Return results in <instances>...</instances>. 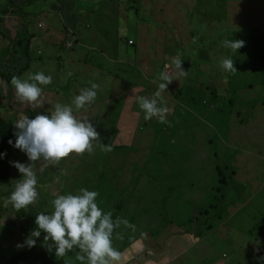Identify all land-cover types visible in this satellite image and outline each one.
Wrapping results in <instances>:
<instances>
[{
  "label": "rangeland",
  "instance_id": "1",
  "mask_svg": "<svg viewBox=\"0 0 264 264\" xmlns=\"http://www.w3.org/2000/svg\"><path fill=\"white\" fill-rule=\"evenodd\" d=\"M9 1L0 0V7H8ZM21 2L23 0L17 3L21 5ZM55 4L70 11L72 8L67 6L86 7L92 17L86 15L88 23L84 26L89 28L86 31L94 33V38H90L91 41L87 38L77 45L72 57L68 54L65 58L66 53L57 52L55 73L59 74H54L53 82L49 84L51 88L42 86V108L33 109L21 103L16 94H11L15 90L12 84L8 87V98L1 94L0 105L8 111L9 122L15 123L22 115L31 119L37 114L51 112L47 101H52L53 94L64 97L70 104L82 88L90 87L89 81H92L99 85L97 98L77 115L90 120L100 134V141L94 142L91 154L73 153L58 165L38 171L39 197L36 203L26 208L16 210L11 204L5 207L4 202L16 183L10 185L8 181L0 188L1 255L8 252L3 248L8 242L13 243L9 256L19 251L18 244H24L22 248L27 247L25 237L37 228L36 215L53 210L54 194H76L83 187L99 193L97 202L105 211L115 206V202H121L122 208L120 206L116 217L135 225V230L121 225L114 232L113 246L123 254L121 264H264V107L257 108L253 118V122L258 119L257 124L249 125L245 134L248 140L240 143L239 126L234 117L230 121L232 126L227 123L221 125L219 118L209 117L208 111L214 109L209 101H202L206 109L192 111L186 107L188 103L184 106L172 97L182 92V86H190L202 98L212 88L226 93L229 81L225 78L230 77L232 84L240 85L231 86L232 96L237 92V97L245 102H261L264 86L259 81L254 85V77L241 73L252 68L259 54H252L250 50L244 53L245 61H234L235 74L226 73L220 64L231 54V50L222 44L228 40L227 35H221L224 30H237L241 35L251 33L250 36L257 37V40L249 46L262 52L264 0H35L22 12L28 18L24 21L27 25L24 39L31 38L27 55L29 62H41L42 65L35 68V64H31L25 76H22L21 70L18 77L22 79L34 70L51 66L50 49L54 48L56 52L65 44L64 33L60 35L51 30L40 35L37 29L40 23L37 15ZM11 6L15 8L11 4L9 9ZM79 15L65 12L62 17L65 21H69L70 17L78 21ZM97 15H102L101 19L94 18ZM20 21L19 17L9 19V39L13 37L15 28L22 25ZM115 33L127 48L136 44L137 50L128 48L127 52H123L119 49L118 56L109 55L108 44H114ZM106 37L112 40H107L108 44L104 40ZM80 38L85 39V35ZM248 40L252 41L251 38ZM129 42L131 46H128ZM9 44L8 41L1 45L2 48L7 47L0 52L2 57L8 55ZM38 52L41 56L37 55ZM177 55L183 60L182 67L188 75L180 81L174 80L164 92L170 112L168 122L161 128L166 131L170 127V133L164 134L176 147L165 158L154 160L152 157L160 150L161 144L156 137L151 140L159 120L144 119L145 113L134 101L133 94L127 89L131 86L127 83L136 82V78L141 77L137 88L144 89L149 85L145 83L150 82L153 95L160 82L159 72L170 63V57ZM120 60L123 61L120 64L128 65L131 70L118 73L113 66ZM257 65L258 62L254 63V66ZM15 66L16 62L11 64V73ZM59 66L63 69L61 73ZM128 71L129 74L125 75ZM68 76H71V82L67 81ZM249 83H253L254 87H250ZM3 89L6 92V88ZM177 106L183 117L182 110L186 109L192 118L177 120L173 113ZM259 118L262 123H258ZM224 130L229 132L228 137L225 133L221 134ZM216 135L218 141L214 138ZM99 143L111 145L112 150H101ZM155 147L156 151L153 150ZM185 152L189 155L182 163ZM9 161L30 163L26 153L15 147L10 152ZM217 161L229 166L226 172L228 177L231 176L229 195L223 191L222 185L221 191H217L221 179L215 169ZM42 164V160L37 161V169ZM17 172L22 175L14 167L12 176ZM187 175L191 179L194 175V181H184ZM220 196L225 203H219ZM212 206L217 209L199 218L198 223H187ZM20 227L25 230L23 235ZM116 233L123 238H116ZM44 235L46 233L41 231L39 238L33 237L36 244H44ZM78 252L79 249H75L68 255L69 264H80L75 258ZM48 253L54 261L62 259L56 257L54 249Z\"/></svg>",
  "mask_w": 264,
  "mask_h": 264
},
{
  "label": "clouds",
  "instance_id": "2",
  "mask_svg": "<svg viewBox=\"0 0 264 264\" xmlns=\"http://www.w3.org/2000/svg\"><path fill=\"white\" fill-rule=\"evenodd\" d=\"M66 48L69 50L70 47ZM71 44V43H70ZM225 48L238 51L245 46L246 42L240 39L224 40ZM170 63L159 72L160 81L157 90L151 97L138 96L136 102L145 113L144 119L157 118L161 123H166L170 108L166 106L163 93L167 91L168 85L174 80L180 81L187 77L188 72L182 67L183 60L174 56L169 58ZM220 67L229 73L235 74L237 69L234 61L228 57L221 61ZM53 82L51 75L37 72L27 78L13 76L11 84L15 88L16 97L21 103L36 108H42L44 89ZM156 83V81H153ZM90 87L82 88L70 104L55 103L48 114H37L34 118L22 115L14 123L17 131L15 148L26 153L30 163L10 162L22 174L4 204H11L14 209L20 210L36 203L39 192L37 191V172L43 171L44 167L56 166L61 160L75 153L83 155L85 152L91 154L94 151V142L100 141V134L87 118L77 115L81 109L93 103L97 98L99 85L89 81ZM10 145L13 144L9 140ZM101 150L110 152L111 145L99 143ZM5 154L0 153V156ZM43 161L39 169L37 161ZM52 201L53 210L39 212L36 215L37 226L25 244L31 248L35 246L41 231L46 233L42 246L49 252L55 250L56 257H64L73 249H79L76 260L80 264H121L123 254L113 246L114 232L121 225L135 230V225L127 219L116 217L113 219L112 211H105L97 202L99 193L87 188H80L78 193L54 194ZM116 238L122 239V235L116 233ZM51 242V243H49ZM23 245L18 244L17 248Z\"/></svg>",
  "mask_w": 264,
  "mask_h": 264
},
{
  "label": "trees",
  "instance_id": "3",
  "mask_svg": "<svg viewBox=\"0 0 264 264\" xmlns=\"http://www.w3.org/2000/svg\"><path fill=\"white\" fill-rule=\"evenodd\" d=\"M13 1L19 2V0H11L10 1V5L14 4L15 8H13L11 6V8L9 9V7H0L2 9L1 13H0V18L2 16H11V17H19L20 18V22L22 25H20L19 27H17L14 31V35L11 39H7V36L4 35H0V52L5 51V49L7 48H2L1 45H5L6 42L9 41V45H10V51L12 52H8L7 56H1L2 58L0 59V83L1 82H6L7 86L10 87L11 84V79L13 76H19L20 73L22 72L21 70L27 71V65H28V50H29V46H30V37H27L26 39H24L25 36V32H26V28L27 25L24 23L25 20H27V15H22V12L24 10V8L28 7L29 5L33 4L35 2V0H23V2H21L20 6H16V3H13ZM78 7V6H77ZM76 5H74L72 8V12L73 13H78L80 14L78 17V23L81 25H86L88 23L87 16H91L88 14V12L85 10L86 7L82 6V7H78L77 8ZM80 8V9H79ZM58 6L55 4V6H50L49 10L41 12L39 15L37 16H41L43 13L46 14H50V13H54L52 11H58ZM80 12V13H79ZM84 15L86 16L84 19ZM92 17V16H91ZM102 15H97L94 18L97 19H101ZM48 24V23H46ZM240 31L237 30H233V31H226L224 30L221 35H227L228 40H233V39H240V40H244L246 42L245 46L242 47L241 49H239L236 52H233L231 50V54L229 55V57L235 61V63H240V61H245L246 56H244V53L250 50L252 51V54H259V58L254 62L256 64V62H258L257 66H254V63L251 65L252 68L250 70H244L243 72H241L244 75H248V76H252L254 77V79H256V81L254 82L257 83V81L260 82L261 85L264 86V49H262V52H258V48H253L251 46H249V44H255V41L257 40V37H251L250 34L251 33H242L244 35H241L239 33ZM249 34V35H248ZM254 34V33H252ZM117 37V34L115 33V39ZM247 37V38H246ZM251 38L252 41H249L248 39ZM73 38L70 34H66L65 35V43H71L70 46L73 43ZM105 43L108 44V41H112L110 40L108 37H106ZM3 41V42H1ZM101 42V40H100ZM122 42L116 41L114 42V44H108L109 46V55L110 54H114L115 55H119V49L122 50L123 52H127L128 48H132V47H126V44H124L123 46L121 45ZM132 44V43H131ZM128 45V46H131ZM259 44V42H258ZM248 45V47H247ZM264 45V44H263ZM16 47V49H14ZM133 50H137V45L135 44L134 47L132 48ZM5 53V52H4ZM248 53V52H247ZM249 53V55H252ZM111 55V56H112ZM248 55L247 58H249L250 56ZM113 56V57H114ZM244 56V57H243ZM253 56H251V58H253ZM256 57V56H255ZM115 60V59H114ZM16 62V66L13 69L12 73L10 72L9 69V74H6L7 71V64L11 65L12 63ZM123 62V61H122ZM121 60L119 61V63H114V68H117L118 73H123L127 70H131L130 67L126 64H120L122 63ZM3 64V65H2ZM261 65V66H260ZM263 67L260 72H259V68ZM10 68V66H9ZM126 73L125 75L129 74ZM227 73V72H226ZM141 75V74H140ZM228 79L227 81L229 86L225 92H220L218 90H214V88L212 89H208L206 91V96L204 98L201 97V94H199L198 91H193L190 86H182L181 89V93H178L177 95H172V97H174L175 101L178 102L179 104L183 103L185 104L184 106H186V103H188L189 105L186 107H189L190 109H192V111H197L200 109H206L202 104L204 102L202 101H209L210 103H212L213 108L212 110L208 111V115L210 118L213 119H217L219 118L220 120L219 123H221V125H224L225 123L229 124L230 126H232V124L230 123V121L233 119V117L235 118V122H237L239 129H238V134H239V142L240 143H244L245 141L248 140L247 136H245V134H247V130L250 127L249 125H255L257 123H255L256 121L253 122V118H255V111L257 110V108L259 107H264V97L261 100V102L256 101L250 103L245 102L243 99L237 97V92H235V95H231L232 94V85L239 87L240 85L238 84H232L229 78H225ZM141 81V77L139 79L136 78V82H128L127 84L131 87H128L127 89L134 90H141L140 92H138L137 96H148L149 94H151L152 96V92H153V87L152 85H150L151 83H145V84H149L146 85V88L142 89V88H137V85ZM130 83V84H129ZM253 83H249L250 87H254ZM248 86V88H250ZM230 87V88H229ZM14 90V89H13ZM65 94L67 92H64ZM226 94H228V96H226ZM234 94V93H233ZM167 94L163 93V96L166 97ZM136 100V98H135ZM210 103H206V104H210ZM260 104V105H259ZM2 110V107H0V111ZM142 111V110H141ZM184 113V117L180 114L181 109L180 107H176L173 110L174 116L176 117V119L178 120H185L186 118H192V116L190 115V113L184 109L182 110ZM261 111V110H259ZM144 113V112H142ZM10 121V120H9ZM264 122V120H263ZM258 123H262V120L259 118V122ZM165 123H161L160 121H158L157 126L155 127L157 130H154L155 132L152 133V140L154 141V138H157V141L160 142L161 147L160 150L157 152V154H155L152 159L156 160L158 158H165L164 156L167 155L169 153V151L173 148L176 147L175 145H173L170 141L167 140L168 136L166 134L170 133V127L166 128V131L161 129L164 126ZM228 125V126H229ZM244 125V126H243ZM230 129V128H229ZM17 131V129L14 127V122H7V119L1 115L0 113V153H3L5 155L0 156V187L3 185H6L9 181V173H10V169L8 166V159L10 156V152L11 150L14 148V144H15V140H16V136L14 135V133ZM225 133L227 135V137L229 136V132H227L226 130H224L221 134ZM171 136V135H170ZM216 138V141L219 140V138L217 137V135L214 137ZM9 140L13 141V144L10 145L8 143ZM211 142V141H210ZM154 151H156V147L153 149ZM173 150V149H172ZM189 153L185 152L184 155L182 156L181 162L183 161L184 163L186 162L187 158H188ZM159 156V157H158ZM181 157V156H179ZM186 158V159H185ZM185 159V160H183ZM165 160V159H162ZM161 161V160H160ZM182 162V163H183ZM229 168V166L227 164L222 165L220 162H216V172L218 173V176L221 177L219 184H220V188H217V191H221V185L223 187V191L226 192V195H229V191L231 186V182L229 180V178H231V176H227L226 172L227 169ZM192 175V179L189 178V175H187L186 178H183L184 181L186 182H193ZM182 179V177H181ZM218 184V185H219ZM193 185V184H192ZM166 194L168 196H170V193L167 191ZM220 200L219 203H225L226 201L220 196ZM121 202L117 201L115 202V206H112L111 209L109 211H112L113 213V219L116 217L117 212L120 210V205ZM115 208V209H114ZM122 208V206H121ZM217 209V207L212 206V208L209 209V211H202L201 215L199 213V217L196 218L195 220H188L187 223L192 224L193 222L197 221V223L199 222V218H203L206 217L210 214V212L215 211ZM122 210V209H121ZM123 218H126L124 216V214L120 215ZM26 222V221H25ZM20 232L23 233L25 232V230L20 227ZM75 249H73L72 251L68 252L64 257H62V259L59 260H52L51 254L48 253L47 249L42 246V244L40 242H38L35 246L29 248L26 247L23 250L17 251L14 254H12L9 257L6 256H2L0 254V264H69L67 261V257L69 254L73 253ZM53 256V255H52Z\"/></svg>",
  "mask_w": 264,
  "mask_h": 264
},
{
  "label": "crops",
  "instance_id": "4",
  "mask_svg": "<svg viewBox=\"0 0 264 264\" xmlns=\"http://www.w3.org/2000/svg\"><path fill=\"white\" fill-rule=\"evenodd\" d=\"M10 6V1H9V3H8V7ZM16 6L18 7V6H20V3H16ZM67 6V5H66ZM67 7H70L71 8V6H67ZM58 11H52V12H54V13H50V14H46V13H43L41 16H39V21H40V23L37 25V29H38V31H39V33H40V35H43V34H45V31H46V33L48 32V31H53L54 33H58V34H60V35H62V33H64V35H66V34H70L71 36H72V38L74 39L73 40V45H72V47L68 50L67 48H66V46H65V44L63 45V48H60V49H58L56 52H54L53 51V49L54 48H51L50 50H51V60H52V62H51V66L50 65H46V66H43V67H41L40 69H38V70H34V71H32L31 72V74H35V73H37V72H44V74H46V75H51L52 77L54 76V74L56 75V74H59V73H55V71H56V69H57V66H58V62H56L57 61V59L55 58V55L57 54V52L58 51H60L61 53H66L67 54V56L65 57V58H67L68 57V54L70 55V57H72V56H74V54H75V49H76V47H77V45H80L81 43H84L85 41H86V39L87 38H91V39H93L94 38V33H92V32H89V31H86L87 29H89L87 26L85 27V26H83V25H81V24H79L78 22H77V19H72L71 17H70V20L69 21H65V18H63L62 17V15L65 13V12H67V13H72V15H75V13H73L72 11H70L69 9H65L62 5H60V4H58ZM0 11H2V9L0 8ZM80 13V12H79ZM81 14V13H80ZM12 18H15V17H11V16H9V15H7V16H2L1 18H0V26H1V28H0V35H4V36H7V39L9 40V19H12ZM46 23H48V24H46ZM16 29V28H15ZM15 32V31H14ZM85 35V39H82V38H80V36L81 35ZM43 39V38H42ZM91 39L89 40V41H91ZM116 41H119V37H118V35H117V37H116ZM119 42H121V41H119ZM64 43H65V38H64ZM122 45H124L123 43H122ZM40 52H38L37 53V55L38 56H41V53L39 54ZM31 64H35V68H39L41 65H42V63L41 62H38V63H33V62H29V59H28V65H27V71H24L23 72V75L22 76H25L27 73H28V70H29V67L31 66ZM3 65V64H2ZM9 66H11V65H9V64H7V71H6V74H9ZM59 70H60V73L63 71V69H61V67L59 66ZM59 70H58V72H59ZM30 74V75H31ZM70 81L71 82V76H68V79H67V81ZM4 82V81H3ZM3 82H1L0 83V96H1V94L3 95V96H6L7 98L9 97V94L7 93L8 91H9V89H8V87L9 86H5V84L7 85V83L5 82V84H3ZM2 86H4V87H2ZM46 87H48V88H51V86H49V85H47ZM65 87H67V86H65ZM65 87L63 88V89H65ZM3 88H6V92L4 91V89ZM59 89H62V88H59ZM141 90L139 89V90H136V91H134V90H131V94H133V96H134V101H135V94L136 93H138V92H140ZM11 94H15V90H12L11 91ZM50 99H52V101H47L48 102V107L52 110V106L55 104V103H57V102H59V103H62V102H64V103H62V104H67V101L64 99V97H62V96H59V95H55L54 96V94L52 95V97L50 98ZM1 103L3 104V102L1 101ZM5 104V103H4ZM4 107V105H0V107ZM2 107V110L0 111V113H3V114H1L2 116H6L5 118L7 119V122H9V120H10V118H9V115L7 114L6 115V113L8 112L6 109H4ZM48 108V109H49ZM8 166H9V169H10V173H9V184L10 185H13L14 183H17V181L19 180V179H22V175H20L18 172H17V174H14L15 176H12V169L14 168V166L12 165H10V161H9V159H8ZM13 183V184H12ZM2 187V186H1ZM0 187V188H1ZM11 187V186H10ZM6 214V213H5ZM3 219H4V217H3ZM6 219V218H5ZM25 240H26V237H25ZM12 245H13V243L12 242H8V243H5L4 244V247L3 248H5V249H7V251L9 252V249L12 247ZM25 245L23 244V246L22 247H24ZM22 247H20L19 248V251L20 250H23L24 248H22ZM6 253V255H3V257L4 256H6V257H9V253ZM0 254H1V250H0ZM11 256V255H10Z\"/></svg>",
  "mask_w": 264,
  "mask_h": 264
},
{
  "label": "built area",
  "instance_id": "5",
  "mask_svg": "<svg viewBox=\"0 0 264 264\" xmlns=\"http://www.w3.org/2000/svg\"><path fill=\"white\" fill-rule=\"evenodd\" d=\"M130 44H131V43L129 42V43H128V45H130ZM67 47H70V43H69V44H67Z\"/></svg>",
  "mask_w": 264,
  "mask_h": 264
}]
</instances>
